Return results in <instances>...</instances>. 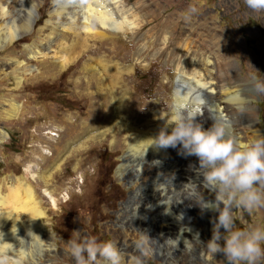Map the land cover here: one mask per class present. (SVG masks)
<instances>
[{"label":"rangeland","instance_id":"374dc122","mask_svg":"<svg viewBox=\"0 0 264 264\" xmlns=\"http://www.w3.org/2000/svg\"><path fill=\"white\" fill-rule=\"evenodd\" d=\"M57 1L0 0L8 6L4 16L0 9V25L12 19L20 25L30 11V2L33 9L34 22L20 37L6 40L0 28V181L6 185L17 177L30 179L33 173L40 175L44 170L49 174V183L40 179L42 175L34 177V181L30 179L42 200L49 245L28 264H74L68 241L75 231L98 241H115L125 254V264H133L132 258L140 255L136 245L144 231L135 223L150 224L144 232L151 238L145 264H227L223 253L213 258L204 247L211 233L205 223L210 211L203 209L202 201L217 195L195 156L181 154L179 146L169 147L164 157L139 155L132 158L134 163L128 168L118 172L121 162L132 160L116 138L119 131L116 129L113 143L108 136L93 134L97 124L110 118L102 102L104 89L97 85L100 71L94 61L118 62L126 69L123 80L131 93L126 104L128 113L145 116L155 108L168 111L177 80L173 61L189 59L187 51L176 50L169 41L182 34V45L188 43L193 49L191 39L198 40L202 32L199 26L208 23L221 32L226 49H230L226 55L230 65L220 71L223 77L214 79L216 89L225 83L230 86L236 79L241 103L220 100L230 113L229 120H224L215 114L213 100L203 93L201 110L196 114L207 128L213 122L223 124L226 135H232L234 125L246 142L258 133L264 135V91L257 90L264 84V10L248 8L245 0H122L127 18L136 23L134 28L103 27L92 20L94 30L85 37L79 28L81 19L78 17L76 26L68 20L73 13H80L77 0ZM190 5L197 8L195 14L188 13ZM157 21L177 26L157 35L150 30ZM194 29L198 35H191ZM74 31L85 37L84 48H78L81 39ZM137 50L141 51L138 59L134 54ZM208 55L213 61L214 57ZM213 94L212 97L219 93ZM11 102L18 105L16 110ZM59 158L60 164L54 168ZM165 168L188 177L189 186H181L176 176L160 177ZM176 182L178 192L169 197L176 214L171 224L184 227L187 242L178 237L165 240L163 234L158 240L154 231L165 216L164 204L157 202L153 206L154 199L146 202V197L135 195L144 184L153 183L158 190L173 188ZM188 187L192 191L187 193ZM233 214L237 228L248 224L264 227V208L251 213L237 208ZM96 264H102L100 258ZM258 264H264V258Z\"/></svg>","mask_w":264,"mask_h":264},{"label":"bare ground","instance_id":"6f19581e","mask_svg":"<svg viewBox=\"0 0 264 264\" xmlns=\"http://www.w3.org/2000/svg\"><path fill=\"white\" fill-rule=\"evenodd\" d=\"M65 1H63V3ZM57 2L62 3L59 0ZM77 2L80 13L76 15L72 12L73 14L70 15L68 20L70 24L76 26V20L79 17L81 19V26L79 27L81 28L80 32H82L85 37L90 36L91 32L94 30L92 20L97 21V24L99 23L103 27L110 26L114 28H122L123 26H128L129 28L133 29L134 25H136V23L127 18L128 16L125 13L126 11L124 12V10L122 9V0H77ZM30 4L32 5V2H30L27 6L28 10L30 11H28L27 13L25 12L26 17L20 25H16L14 23L15 20L13 19L11 21H4L0 25V28L4 30V36L6 40L12 41L13 39L20 37L32 26L33 9ZM0 7L2 16L8 14L7 5H4L2 2H0ZM176 26L177 24L173 26H165V24L163 25L157 21L156 26H153L152 28H150V30L154 31L157 35H161L166 30H175ZM199 27L200 29H202V32L200 33V36L197 37L198 40L194 39L193 41V39H191V45L193 44L194 47L193 49H191V46H189L188 43L182 45V34H180L179 36H174L172 37V39L170 38L171 40L169 41V44L176 50L178 49V51H187V53L189 54V59L177 58L173 61L177 72V80L174 85L173 101L170 110L168 111H165V108H155L150 114L145 116H137L131 112L128 113L126 104L129 99V94L131 93L130 90L128 91L123 80L124 71H126V69L118 62H109L104 59H98L94 61L93 58L91 59V61L96 62L95 66L100 71V81L97 85L99 88L104 89V91L101 92L103 93L102 102L104 103V107H107L108 112L110 111L109 120L97 124V129L93 130V134H95L97 137L108 136L111 138V141L113 143V137L118 130L119 132L116 134V138L122 145L124 150L127 151L128 154H130L131 159L144 154L148 156L155 155L157 157H164L167 152L166 149L154 146V141L152 139L157 135L159 130L164 125H167L172 121L174 110H181L185 114L193 113L197 120L202 123L205 128H207L205 126L206 124L204 125V123L201 121L200 115H198L200 117L199 118L196 114L197 111L200 112L201 110L200 96L203 93H206V96L209 98V100H213V104L216 109L215 114L218 113V115L224 120H229V110L225 109L226 105H222L220 100L225 98L224 101L227 100L232 103L240 102V89L238 88V85L240 83L238 84V81L235 79L234 81H232L233 84H231L230 86H226L225 83V86H221L217 90L216 84H214V79L216 81L220 79V77L223 75V73L220 74V71H223L225 66L230 65V60L226 58V55L229 53L230 49H226V45L221 38L222 34L219 30L209 27V24L206 22L201 23ZM74 33L76 34V36H79V39H81V41L79 40L77 42L78 48H84L83 46L85 44L83 41L85 37H81L79 32L74 31ZM191 35H198V33H196L194 29ZM194 42H197V44H194ZM221 49L223 50L222 52H220ZM140 53V50H137L134 53L136 59H138ZM208 54L214 57L213 61ZM33 56H35V54H33L32 57ZM86 66L89 65L86 64ZM213 68L215 69L214 73ZM213 93L219 94L212 97L211 95ZM10 104L14 110L17 109L18 105L15 102H11ZM230 124H232V122ZM233 126H231L232 135L239 138L241 141H244V137L242 138L240 132ZM168 130H171V126H169ZM115 143L117 142L115 141ZM69 145L70 142L67 143L66 147H69ZM60 158L53 165L54 168L59 166ZM131 162L134 163V160L126 159L121 162L118 165V172H122L126 169V167L128 168V165ZM41 175L42 178L40 179H42L43 181H47L46 183H49L48 170H44L40 175H35L33 173L29 177L30 179H32V181H34V177H40ZM159 175H161L160 177L162 178H170L172 176H176L177 180H181V186H189L190 183L188 177L183 178V176H179L178 172L175 169L171 170L169 168H165L164 170H161ZM30 179H21L17 177L11 183H7L6 185H3V182L0 181V264H28L35 260L36 255L43 254L48 249L47 246L49 244L47 243L46 225L43 222L45 211L42 207V200L39 199L40 197H38L36 189L32 185ZM178 183L179 182H176L175 187L173 188L162 186L163 188L158 190H155L153 183L152 185L151 183L144 184L142 188L137 189L138 192L135 194L140 198L146 197V202H152L154 199L155 201L152 203L153 206L156 205L157 202L158 205L160 203L161 205L162 203L164 204L163 215L165 213V216L162 217L161 222L158 224L159 227H157V230L154 231L156 232L155 235H157L158 240V236H160L161 234H163L164 237H162L165 240L172 237L173 239L174 237H178L179 240L181 239L180 241L183 240L187 242V240L189 239L184 232V227L179 226L178 228H176L171 224L172 221H176V214L173 210L174 206H171L169 204V197L172 194L178 192L176 186ZM156 186H158V184ZM190 186H192V184ZM193 186L195 185L193 184ZM183 189H185V187ZM189 191H192V188H190L187 193ZM44 192L48 194L50 193V190L44 189ZM214 194L219 196L218 192H215ZM164 196L168 198H163ZM180 196L175 197L178 200H182V197ZM162 199L164 200L163 202L161 201ZM173 200H175V203L177 204L178 201L176 199ZM214 200L215 199L209 201ZM209 211L210 212L206 217L205 223L212 236L213 221L215 220L217 215L215 211ZM135 224L140 227V231L141 229L142 231L144 230L143 232H141V234L143 235L145 234L144 232L148 231L147 228L150 225H141L140 223Z\"/></svg>","mask_w":264,"mask_h":264},{"label":"clouds","instance_id":"9594fccd","mask_svg":"<svg viewBox=\"0 0 264 264\" xmlns=\"http://www.w3.org/2000/svg\"><path fill=\"white\" fill-rule=\"evenodd\" d=\"M245 3L254 11L264 10V0ZM197 11L194 5L188 8L189 14ZM257 90L264 91V84ZM152 140L158 148L179 146L181 154L195 156L199 167L207 171L208 183L219 193L214 201H202L203 209L218 213L211 239L204 246L213 258L223 253L227 264H258L264 258V227L248 224L237 228L233 212L237 208L249 213L264 208V135L258 133L253 139L241 141L226 135L223 124L213 122L205 128L193 113L174 110L172 121ZM150 240L148 235L141 236L136 245L140 255L132 258L133 264H145ZM68 246L74 264H96L98 258L102 264H125V254L113 240L98 241L75 231Z\"/></svg>","mask_w":264,"mask_h":264},{"label":"water","instance_id":"95a60500","mask_svg":"<svg viewBox=\"0 0 264 264\" xmlns=\"http://www.w3.org/2000/svg\"><path fill=\"white\" fill-rule=\"evenodd\" d=\"M262 124H263V127H264V117L262 118ZM264 130V129H263Z\"/></svg>","mask_w":264,"mask_h":264}]
</instances>
